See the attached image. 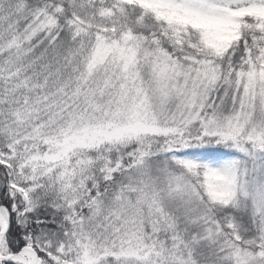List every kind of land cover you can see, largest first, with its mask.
<instances>
[{
	"label": "snow or ice",
	"instance_id": "obj_1",
	"mask_svg": "<svg viewBox=\"0 0 264 264\" xmlns=\"http://www.w3.org/2000/svg\"><path fill=\"white\" fill-rule=\"evenodd\" d=\"M0 264H264V0H0Z\"/></svg>",
	"mask_w": 264,
	"mask_h": 264
}]
</instances>
